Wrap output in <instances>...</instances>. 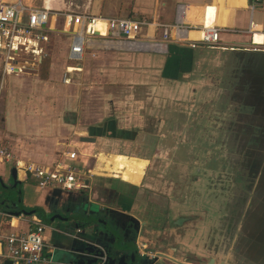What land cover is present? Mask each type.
<instances>
[{
	"label": "crops",
	"instance_id": "0c3cea01",
	"mask_svg": "<svg viewBox=\"0 0 264 264\" xmlns=\"http://www.w3.org/2000/svg\"><path fill=\"white\" fill-rule=\"evenodd\" d=\"M23 2L31 7H72L110 17H131L145 24L137 33L134 45L90 39L83 57L75 60L69 57L73 31L66 28L64 16H51L48 23L52 31L48 44L50 55L38 69L5 73L0 53V141L8 144L15 154L13 161L0 163V177L13 185L12 174L16 169L21 190L19 201L18 190H1L0 186V264H13L5 256L4 236L10 231L34 228V216L43 223L48 220V224H44V241L45 253L50 257L60 252L61 245L67 246L70 242L60 240L51 226L58 224L69 229L76 221H85L89 216L109 220L119 211L139 220L136 245L142 254L153 257L162 252L180 264H206L210 256L208 250L202 253L205 247L201 239L207 236L201 224L197 233L198 225L194 221L160 225L150 216L152 210L146 193L169 185L161 172V180H154L159 172L154 161L168 135L153 128L137 131L121 126L116 113L123 100L117 86L122 84L114 83L128 82L133 87V84L145 82L146 87H154L153 78L157 77L161 84L177 83V87L179 84L177 95L186 94L189 87V93L201 95L203 91L193 88L199 81L196 79L199 72L204 77H219L212 66L228 68L232 60L240 58L231 49H264V5L252 8L249 0ZM206 24L221 29L220 46H191V42L200 41ZM165 25L170 27L168 39L163 37ZM176 25L184 28L182 34H178ZM58 47L60 57L56 54ZM203 65L209 66L201 73ZM67 67H73L70 77H63ZM174 76L179 79L170 78ZM65 78L69 79L65 81ZM136 93V89L130 90L131 97L134 95L137 99ZM146 97L147 103L148 92ZM84 136L96 139L87 142L81 140ZM74 150L77 157L70 159L68 153ZM168 150L163 158L172 160ZM60 158L85 173L88 187L81 190L40 187L38 179L22 168L31 163L52 165ZM4 198L9 201L1 204ZM7 205L11 211L22 213H5ZM174 205L173 217L182 216L186 210ZM58 214L66 219L51 222L50 219ZM120 217L125 219V216ZM191 250H197L198 254ZM167 263L177 264L175 261Z\"/></svg>",
	"mask_w": 264,
	"mask_h": 264
},
{
	"label": "built area",
	"instance_id": "2783aa9c",
	"mask_svg": "<svg viewBox=\"0 0 264 264\" xmlns=\"http://www.w3.org/2000/svg\"><path fill=\"white\" fill-rule=\"evenodd\" d=\"M252 8L263 6L264 0H249ZM71 7V6H70ZM64 16L66 28L73 31L69 57L80 60L90 39L102 38L122 42L127 45L137 43V33L144 21L131 17H110L106 15L81 12L77 9H53L31 7L23 0H0V53L3 56L5 73L28 72L38 69L50 55L48 44L51 41V16ZM178 34L184 28L176 25ZM168 25L163 27V37H169ZM203 36L191 46H220V28L203 27ZM140 42V41H139ZM71 68L67 67L63 77H70ZM69 78H65L67 81ZM70 159L77 157V151L68 153ZM15 159L9 145L0 141V163ZM31 175L38 179L40 187L56 186L66 190H81L88 187L85 173L75 165L60 158L52 165L31 163L23 165ZM34 228L28 231H10L4 236L6 253L13 264H44L50 261L45 251V225L39 217H33Z\"/></svg>",
	"mask_w": 264,
	"mask_h": 264
},
{
	"label": "rangeland",
	"instance_id": "374dc122",
	"mask_svg": "<svg viewBox=\"0 0 264 264\" xmlns=\"http://www.w3.org/2000/svg\"><path fill=\"white\" fill-rule=\"evenodd\" d=\"M62 22V21H61ZM64 41V40H63ZM62 41L63 44H65ZM56 54L58 57L61 56V52H60V48L58 47L56 50ZM56 57V56H55ZM205 66H209V65H203V68L201 69V73L203 72ZM216 69V74L219 77H209L211 78V80L213 81L212 83V88L210 91V88L208 87V91L207 92H203L201 95L197 96L194 95V93L192 92V95L189 93L190 87L186 90V94L182 93V94H178V87L180 86L178 84L177 87V83H171L170 82H165L163 84H161L158 81L157 77H154V82H153V86L152 85H148L150 87H146L147 85L145 84V82H139L137 85H132L133 87H130L128 82H119L116 81L114 83V85H120L122 84V86H117L120 87V91H122V96H123V100H122V106H120L121 108H118V113H116L117 115H119V124L123 127H127V128H132V129H136L137 131H141L143 129H151L153 128L155 131H159V132H165L166 137H168V139H165V145L159 147V151L157 152V158H155V163H154V167L157 168V172L158 175L155 176L156 178L154 180L157 181L161 180V173L165 174V172H163V170L165 169H171L170 167L172 166L173 170H178L180 175H182V177L187 176V173L185 172V170H190L189 173H192V171H194V169H196V167L200 166L201 169H208V164L210 163L209 161H205V160H193L195 152L194 150H191V159H181V157L178 156L179 154V148L178 146L180 145V141L182 139V136L180 135V129L179 126H181V121L182 118L186 115V116H190V117H194L195 120H199L201 122L202 125V134L206 135L208 133L209 130V124L212 121L213 123H216L218 121V123L226 125L227 124V120L230 119L232 113V109H233V116L234 119L237 118L239 112H236L235 109L237 111L241 110L242 105H248V107L253 108V110L251 111V113L248 114V116L244 114V120L239 119L240 121H244L245 124H248V127H264L263 123H259L262 120H259L257 118H255L254 120L250 118L251 115H253L258 108L263 109L264 110V90H262L261 92L257 93L255 102H253L252 98L249 99V103L246 102V98H248V96L251 94L250 92V85L248 82H246L242 77H232L233 74L228 75L227 73V68L223 67V66H212ZM223 68L225 69V71L223 72ZM230 68V67H229ZM209 69V67H208ZM221 72H223L221 74ZM206 79L208 77H204L203 74L199 75L198 77H196V79ZM140 80L144 79V77H139ZM230 80V83H229ZM229 84V88L230 90H233L234 93H238L239 90L241 91H246L244 93L243 96H245L246 98L243 99L242 98H237L233 101H230L227 97L228 92L226 91V87L224 85ZM152 87V89H151ZM146 88H148L146 90ZM133 89H136V96L137 99L134 98V95H130V90L133 91ZM151 89V92H150ZM225 89V90H224ZM171 91H173V93H171ZM238 91V92H237ZM146 92H148V102L146 103ZM150 92V93H149ZM175 93V94H174ZM181 96V97H179ZM148 104V106H147ZM227 104V105H226ZM150 106V107H149ZM220 107H222L221 111L219 110ZM216 107H218L219 109H216ZM225 107V108H224ZM246 107H244V111H245ZM182 110V112H181ZM185 113H184V112ZM115 114V115H116ZM112 115V114H111ZM114 116V115H113ZM239 117V116H238ZM261 117V116H260ZM240 118V117H239ZM118 119V117H117ZM236 120V119H235ZM242 123V122H240ZM175 124V126H174ZM263 125V126H261ZM178 127V128H177ZM175 128V129H174ZM239 128L241 129V126L239 125ZM213 129V128H212ZM212 132L214 133V129L212 130ZM218 139H221V133L219 134V136H217ZM204 142H208L207 139H205ZM214 142V141H213ZM217 142V141H216ZM220 143V142H219ZM217 143V145L219 144ZM236 143V142H235ZM209 146V145H207ZM181 148V147H180ZM188 148V147H187ZM212 148H214V145L212 146ZM169 149V150H168ZM168 150V153L171 157V159H176L174 161L172 160H166L163 157L167 156L165 155L166 151ZM183 151V150H182ZM188 149H185L184 152H187ZM167 153V154H168ZM182 153V152H181ZM220 159V158H219ZM180 160V161H178ZM169 163V164H168ZM169 165V168H168ZM241 166V162H237V158L234 162L233 165L229 166V174L227 175V171H225L224 169H217V172L214 174L216 182L220 183V181H223L222 184L224 185H229L232 186L235 191H237L238 186H244V183L240 181V179L237 177L236 175V171L238 170V166ZM146 169V168H145ZM222 170V171H221ZM221 171V172H220ZM161 172V173H160ZM209 180L211 179V177L208 175ZM207 178V179H208ZM203 179V177H202ZM253 177L252 179H250L249 181V186L246 185V187H252L253 184ZM192 182H189V185H194L195 183L193 182V179H191ZM201 180V177H199V181ZM158 182V181H157ZM207 183V180L205 181V183L202 184L203 186H205V184ZM154 184V183H153ZM178 185V183H177ZM196 185V184H195ZM244 188L242 187L241 189L239 188V192L244 193V196H247L245 199L246 202V206H248V203L250 202V197H251V191L248 189V192L243 190ZM241 195V194H240ZM238 198V197H237ZM237 198L234 200L237 201ZM176 199V197H175ZM222 198L217 199V202H220ZM234 203L232 202V204L230 203H223L222 205H220L219 203H217V207L221 208V210L219 211L220 215H217V217H215L212 214H208L206 216H203V219L201 221H199L197 223V227L195 228V230L197 231V233H199L200 230V224L202 226V232L205 231H209L211 232V236H212V244H214L216 247H219V245L221 243H223L225 240L226 241H230L229 236H226V233L223 232V230L221 228L225 227V225H220V218L222 217V214H227V216L229 217L231 215L230 213V206H232V208L234 209ZM177 208H181V207H188L187 205L185 206H180V205H176ZM228 208H229V212H228ZM245 211L246 208H243V210L241 211V215H236L239 216L238 218L240 219V221L238 222V225L236 226V228L240 227L242 224L243 219L245 218ZM240 212V211H239ZM238 212V213H239ZM235 217V218H236ZM46 222V223H45ZM44 224H48V220L45 219ZM235 221L233 222L232 227H234ZM229 235V232L227 233ZM231 235V234H230ZM224 238H226L224 240ZM202 241H204L202 243V245H204V247H206V243H208L207 239H201ZM202 249V247H201ZM208 252V251H207ZM212 252V250H211ZM202 253H206L203 252ZM210 255V253H207ZM208 255V256H209Z\"/></svg>",
	"mask_w": 264,
	"mask_h": 264
},
{
	"label": "water",
	"instance_id": "95a60500",
	"mask_svg": "<svg viewBox=\"0 0 264 264\" xmlns=\"http://www.w3.org/2000/svg\"><path fill=\"white\" fill-rule=\"evenodd\" d=\"M231 51L240 58L232 60L230 68L226 66L227 73L233 74L232 77H242L249 83L251 94L246 98V102L249 103L250 98L255 102L257 93L264 90V49L246 47L231 49ZM253 113L250 118L262 120L259 123L264 124V110L258 108ZM95 139L91 136L81 138L87 142H93ZM12 179L13 185H8L0 177L1 190H18L20 201V181L17 180L16 169H13ZM250 199L248 206L245 205L246 202L244 204L246 211L241 226L236 228L240 221L238 218L240 214L235 219L234 227L228 231L229 235L228 232L226 233L230 241L224 238L225 241L219 247L214 244L206 247L210 253L206 264H264V195H251ZM8 201L9 199L4 198L1 204ZM9 207V205L6 206L5 213H22L11 211ZM26 212L33 213V211ZM119 212V216L114 214L109 220L89 216L85 221H76L69 229L58 224L51 226L60 240L70 242L67 246L61 245L60 252L50 255V264H168L167 261L179 263L162 252L156 253L153 257L142 254L136 245L137 236L133 238L128 232L129 229L139 234V220L130 213ZM121 215L125 216V219H121ZM55 219L65 220L66 218L58 214L50 221L54 222ZM58 247L56 245V248Z\"/></svg>",
	"mask_w": 264,
	"mask_h": 264
},
{
	"label": "flooded vegetation",
	"instance_id": "af4514ba",
	"mask_svg": "<svg viewBox=\"0 0 264 264\" xmlns=\"http://www.w3.org/2000/svg\"><path fill=\"white\" fill-rule=\"evenodd\" d=\"M170 78L179 79V76ZM198 80L199 81L193 86L194 91L207 92L208 87L211 91L213 83L211 78H201ZM224 86L226 87V91L228 92L227 98L230 101L242 97L243 99L246 98L245 96H243L246 91L239 90V92L237 91L238 93L235 94L233 90L228 89L229 84H226ZM244 107H246L245 111L243 110ZM219 108L216 107V109H219L221 111L222 107L219 106ZM252 110L253 108L248 107L247 104L242 105L241 110L239 111L235 109L236 112H239L238 116L240 117L239 118L237 116L235 120L233 116L234 112L232 109V115L230 119L227 120V124L220 125L218 121L216 123H213L212 120L209 124L210 127L206 135L202 134L203 128L199 120H195L193 116L190 117L186 115L182 118L181 126H179L182 139L179 143L180 145L178 146V156L181 157L180 160H192L190 151L194 150V161L205 160L209 161L210 163L208 164V169H201V167L198 166L196 167V169H194V171H192V173H189L190 170H185V172L187 173V176L185 177H182L178 170H173L172 166L170 167L171 169H165L164 179H166V182H168L169 185H167L166 187H162L158 191H148L146 193V198H149L148 202L152 210L150 216L154 218V220H152L156 222V224L161 225L167 222L171 223V221L183 224L186 220L194 221V223L197 224L203 219V216L201 215L206 216L208 214H212L215 217H217V215H220L219 211L221 210V208L217 207V203H219L220 205H222L223 203L232 204V202L234 203V200L238 197V203L237 201H235L234 203L235 208L233 209L232 206L229 207L231 208V215L228 217L227 214H222V217L220 218V225H225V227L221 228L223 232L227 233L231 229L233 222L236 219V215L241 214L246 199L244 193L239 192L238 189H241L243 187V190L248 192V189H250V187H246V185L249 186V180L252 179V177L254 178L255 168L257 167L258 162L264 154V127H248V124H245L244 121L239 120H244V114L246 116L251 113ZM239 125L241 126V129L239 128ZM212 128L214 129V133L212 132ZM220 133L221 139H218L217 136H219ZM205 139H207L208 142H204ZM217 143L219 144L217 145ZM213 145L214 148H212ZM185 149H188V151L184 152ZM236 158L238 163L241 162V166L237 165L238 170L236 171V175L240 179V181L244 183V186H238L237 191H235L232 186L222 184L223 181H220V183L216 182V175H214L217 172V169H224L225 171H227L226 173L228 175L229 166L234 164ZM208 175L211 177L210 180L208 178ZM199 177H201L200 181ZM191 179H193V182L196 185L188 184L189 182H192ZM206 180L207 183L205 184V186H203ZM219 198L222 199L220 200V202H217L216 200ZM174 204L180 206H188L186 208L183 207L186 211L182 216H179L177 218L173 217L172 209L175 206ZM128 232L133 238L134 236L135 238L136 236H138V233L135 231H130L128 229ZM204 234H206V239L208 240V243H206V247L213 245L212 236L210 235L211 232L205 231ZM205 250L208 249L206 248ZM192 251L193 253H195V255L198 254L197 250H191V252Z\"/></svg>",
	"mask_w": 264,
	"mask_h": 264
},
{
	"label": "bare ground",
	"instance_id": "6f19581e",
	"mask_svg": "<svg viewBox=\"0 0 264 264\" xmlns=\"http://www.w3.org/2000/svg\"><path fill=\"white\" fill-rule=\"evenodd\" d=\"M207 27H213V26L207 25ZM250 193L251 195H264V154L262 158L260 159V161L258 162L257 167L255 168L254 180H253Z\"/></svg>",
	"mask_w": 264,
	"mask_h": 264
}]
</instances>
